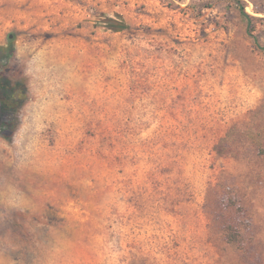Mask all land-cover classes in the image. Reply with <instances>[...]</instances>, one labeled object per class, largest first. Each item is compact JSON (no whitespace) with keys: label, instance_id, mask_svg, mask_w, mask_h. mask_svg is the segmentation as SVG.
<instances>
[{"label":"rangeland","instance_id":"1","mask_svg":"<svg viewBox=\"0 0 264 264\" xmlns=\"http://www.w3.org/2000/svg\"><path fill=\"white\" fill-rule=\"evenodd\" d=\"M5 80L0 264H264V0H0ZM211 183L242 202L244 258Z\"/></svg>","mask_w":264,"mask_h":264},{"label":"trees","instance_id":"2","mask_svg":"<svg viewBox=\"0 0 264 264\" xmlns=\"http://www.w3.org/2000/svg\"><path fill=\"white\" fill-rule=\"evenodd\" d=\"M240 12L247 20L248 26H251L253 18L249 16L243 8ZM25 93L15 86H12L9 80L3 81L0 87V134L5 139H10L15 130L13 117L17 109L23 104ZM233 128H230L223 137H220L210 146L209 151L218 157H237L240 145L235 141H231ZM260 154V144L253 146ZM224 187L222 184L212 185L207 187L208 199L206 209L211 218L215 231L220 235L222 243L230 251H235L237 256L241 255L244 258L246 254V240L243 234L240 219L242 218L244 208L242 202L238 198L227 196L220 191ZM210 201V202H209ZM146 264V258L137 254L130 255L131 264Z\"/></svg>","mask_w":264,"mask_h":264}]
</instances>
